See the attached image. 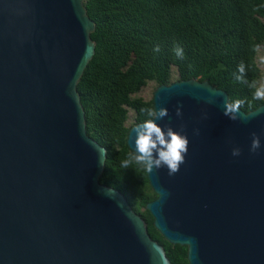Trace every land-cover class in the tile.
Listing matches in <instances>:
<instances>
[{"label":"water","instance_id":"95a60500","mask_svg":"<svg viewBox=\"0 0 264 264\" xmlns=\"http://www.w3.org/2000/svg\"><path fill=\"white\" fill-rule=\"evenodd\" d=\"M82 2L0 0V264H169L124 198L98 183L105 151L85 134L75 91L93 55ZM226 99L192 79L151 95L153 110H168L154 122L183 125L189 143L176 174L145 169L155 199L144 210L187 264H264V104L233 121ZM136 125L125 140L134 155Z\"/></svg>","mask_w":264,"mask_h":264},{"label":"trees","instance_id":"16d2710c","mask_svg":"<svg viewBox=\"0 0 264 264\" xmlns=\"http://www.w3.org/2000/svg\"><path fill=\"white\" fill-rule=\"evenodd\" d=\"M82 5L94 26L93 55L75 91L85 134L105 151L98 183L116 190L135 214L143 211L147 234L169 264H187L186 248L165 242L144 210L155 199L145 168L134 161L128 169L120 166L134 156L125 145L129 128L151 119L142 111L152 108L151 99L135 95L148 83L156 88L192 79L223 91L229 102L243 101L244 113L263 105L253 94L256 51L264 43V0H83ZM241 63L245 71L237 80ZM253 82L255 88L249 87Z\"/></svg>","mask_w":264,"mask_h":264},{"label":"clouds","instance_id":"9594fccd","mask_svg":"<svg viewBox=\"0 0 264 264\" xmlns=\"http://www.w3.org/2000/svg\"><path fill=\"white\" fill-rule=\"evenodd\" d=\"M155 51H159V48L157 47ZM175 51L177 57L182 59L183 50L177 47ZM238 71L241 75H238L236 79L242 80L245 71L243 63L238 66ZM244 82L247 83V81ZM249 87L255 88V82L250 84ZM253 98L264 100V85L256 88ZM242 103L243 101L241 100L229 102L228 99H226L223 105V114L233 121L239 119V110ZM142 111L146 112L151 119L133 128L135 133V155H130L127 159H124L120 166L123 169H128L134 161L136 164L143 166L149 173L154 169L166 167L168 175L172 176L179 171L180 165L185 162V156L188 151L189 142L187 136L182 134L183 125L181 126V131H174L173 128L168 125H165L163 129L158 126L154 121L160 120L168 115V110L165 107L154 110L152 108H147L142 109ZM176 115L178 117L182 115L180 107L176 108ZM194 134L198 135L199 130H194ZM259 148L260 138L256 133H252L249 150L254 153ZM231 154L232 156H239L240 149L233 148ZM101 165H104V161H101Z\"/></svg>","mask_w":264,"mask_h":264},{"label":"rangeland","instance_id":"374dc122","mask_svg":"<svg viewBox=\"0 0 264 264\" xmlns=\"http://www.w3.org/2000/svg\"><path fill=\"white\" fill-rule=\"evenodd\" d=\"M255 62L259 69V78L256 83L257 88H259L261 85H264V43L256 51ZM154 89L155 88L153 87V85L148 83L145 87L141 88L135 96L141 98L144 101H147L151 99V95ZM131 116L132 115L129 112L126 125H129L131 123ZM137 215L140 218H144L142 210H139Z\"/></svg>","mask_w":264,"mask_h":264}]
</instances>
